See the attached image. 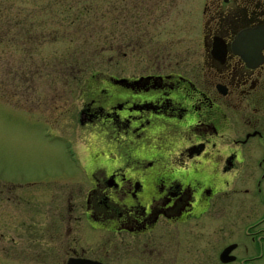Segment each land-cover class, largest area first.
<instances>
[{
    "label": "flooded vegetation",
    "instance_id": "obj_1",
    "mask_svg": "<svg viewBox=\"0 0 264 264\" xmlns=\"http://www.w3.org/2000/svg\"><path fill=\"white\" fill-rule=\"evenodd\" d=\"M165 3L153 5L151 21H119L114 44L104 27V67L111 50L115 70L85 82L79 104L49 105L98 146L84 179L52 197L50 225L39 230L50 245L36 250L42 264L255 259L264 231V0H204L199 27L155 30ZM240 214L247 235L225 228Z\"/></svg>",
    "mask_w": 264,
    "mask_h": 264
},
{
    "label": "rangeland",
    "instance_id": "obj_2",
    "mask_svg": "<svg viewBox=\"0 0 264 264\" xmlns=\"http://www.w3.org/2000/svg\"><path fill=\"white\" fill-rule=\"evenodd\" d=\"M162 3L0 0V264H42L36 250L50 245L39 230L50 225L52 197L84 179L87 155L98 146L75 120L56 117L49 105L79 104L85 82L99 83L102 69L115 70L111 50L104 67V27L114 44L119 21L129 24L139 15L151 21L153 5L161 8ZM203 4L170 0L155 30L179 22L199 27ZM137 6L143 9L135 13ZM237 217L226 223V230L247 235V221L242 214ZM255 243L252 264H264V231ZM50 260L44 257L43 264Z\"/></svg>",
    "mask_w": 264,
    "mask_h": 264
},
{
    "label": "water",
    "instance_id": "obj_3",
    "mask_svg": "<svg viewBox=\"0 0 264 264\" xmlns=\"http://www.w3.org/2000/svg\"><path fill=\"white\" fill-rule=\"evenodd\" d=\"M232 247V246H231ZM230 247V248H231ZM230 248H228V249H230ZM228 251V250H227ZM227 251H225V253H227ZM224 253V254H225ZM232 257H230V258H224V260H229V259H231ZM67 264H84V261H80L79 259H75V258H70L69 260H68V262H67ZM95 264H99V263H95Z\"/></svg>",
    "mask_w": 264,
    "mask_h": 264
}]
</instances>
